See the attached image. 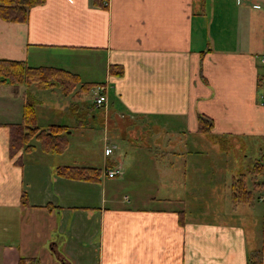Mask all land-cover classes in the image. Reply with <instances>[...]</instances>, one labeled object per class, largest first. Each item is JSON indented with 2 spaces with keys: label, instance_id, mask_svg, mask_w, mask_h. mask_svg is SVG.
Returning a JSON list of instances; mask_svg holds the SVG:
<instances>
[{
  "label": "crops",
  "instance_id": "1",
  "mask_svg": "<svg viewBox=\"0 0 264 264\" xmlns=\"http://www.w3.org/2000/svg\"><path fill=\"white\" fill-rule=\"evenodd\" d=\"M0 59L62 68L104 86L106 97L105 112L81 115L103 128L99 162L87 152L85 164H67L58 157L73 132L65 124L62 153L36 143L9 154L8 124L20 121L24 88L0 83V264H250L255 252L264 264V174L250 173L264 156V0H107L105 8L44 0L25 22L0 19ZM197 114L211 120L212 138L254 141L233 147L243 152L232 157L237 165L226 168L227 146L156 143L162 160L153 154L148 167L155 170L141 191L129 168L136 149L125 147L122 158L104 152L116 148L109 136L121 119H143L148 132L163 137L176 132L170 121H183V132L201 135ZM70 165L99 168V180L56 174ZM109 169L118 172L106 177ZM237 174L245 175L247 203L230 198ZM192 200L219 205H199L190 217ZM211 211L226 219L208 218Z\"/></svg>",
  "mask_w": 264,
  "mask_h": 264
},
{
  "label": "rangeland",
  "instance_id": "2",
  "mask_svg": "<svg viewBox=\"0 0 264 264\" xmlns=\"http://www.w3.org/2000/svg\"><path fill=\"white\" fill-rule=\"evenodd\" d=\"M85 75V73H83ZM86 76V75H85ZM86 80V79H85ZM18 86V85H17ZM22 86V85H19ZM24 88V86H22ZM28 90L32 96L36 99L35 104V115H36V123L39 126H45L50 123H59L68 125L72 128V134L68 136V151L65 152L63 156H58L60 160H63L67 164H85V154L89 155L90 162H95L100 160L101 151H102V137H103V128L98 123V120L95 119H81L82 114H94L95 116L103 113L106 111V97L105 102L101 106L94 105L93 98L97 93L96 86H91L87 90L84 91H76L74 94L73 92L68 95H63L61 91L57 87L49 88V89H39L34 86H28ZM109 102L111 101V95L108 93ZM79 122H84L85 126L83 128H78V131H74L77 127ZM120 128L113 131V136H108L114 141L116 146L113 149V146H104V150L109 148L111 149V153L109 157H112L114 153L121 155V158L125 155H128L125 147H131L132 149H136L133 152V162H130L129 168L131 172L136 174L138 178L137 182L140 184L139 189L142 191H147L145 182H151V180L147 179L146 177L153 176V172L155 169L148 167L150 166L149 160H154L153 154L156 156L158 160H162L161 154H156L154 152V145L156 143L161 144H169L170 146H174L172 148H176L181 144H186L188 146L195 145H215L219 149H228L226 155L228 158V163L226 168H230L232 166L237 165L235 163L238 155H241L243 152L240 150H236L233 147L238 145L240 149H244L250 143L252 144L254 141L249 142V140L243 138H237L233 140L226 141V137L223 138H212L208 134H201V135H194V134H187L185 131V126L183 121H170L169 127L172 130H176L175 134L169 136H159L156 135L155 132H148L144 127L145 120H138L134 119L132 121H127L126 119H121L120 121ZM87 131V135L89 138L88 143L85 146V133ZM33 144L36 145L37 142L35 140L32 141ZM176 146V147H175ZM149 148V149H147ZM150 150V151H149ZM105 152V151H104ZM106 153V152H105ZM159 155V157H158ZM193 155V154H192ZM224 155V154H222ZM91 156V159H90ZM190 156V155H189ZM212 153L208 152L207 157H212ZM152 157V158H151ZM234 157V159H232ZM136 160H135V159ZM155 158V159H156ZM222 162L223 158L219 155L218 157ZM171 160H177L178 158L170 156ZM189 160H193V157H188ZM232 159V160H231ZM207 160V159H206ZM239 160L242 161L241 158ZM216 161V158H214ZM247 162H241L239 164L241 169V173L246 175V165ZM94 164V163H92ZM142 165V167H141ZM249 165V164H248ZM147 166V168H145ZM153 170V172H151ZM151 172V173H150ZM147 174V175H146ZM174 175H170L169 179H172ZM152 178V177H151ZM144 182V183H143ZM145 184V185H144ZM176 187V185H175ZM137 191V189H135ZM257 193H253V197H256ZM189 201H187L188 203ZM255 209L258 207V203L254 200ZM191 207H189V216L193 214V210L197 207L199 209V205L208 206L210 208V204L214 203V206L211 208L216 207L219 205L218 201H190ZM189 204V203H188ZM260 206V205H259ZM257 211V210H256ZM212 215L208 218H225L226 216H214L213 211H211ZM256 216V215H255Z\"/></svg>",
  "mask_w": 264,
  "mask_h": 264
},
{
  "label": "trees",
  "instance_id": "3",
  "mask_svg": "<svg viewBox=\"0 0 264 264\" xmlns=\"http://www.w3.org/2000/svg\"><path fill=\"white\" fill-rule=\"evenodd\" d=\"M44 0H0V19L8 22H25L28 9L31 6L40 5ZM95 7L105 8L107 0H91ZM109 73L120 74L119 67L110 66ZM0 83L10 85H22V107L20 121L8 124V150L12 156L17 151L29 152L34 146L32 141L37 142L42 152L50 154H60L67 147V127L61 124H49L39 126L36 123L34 107L36 99L28 90V86L39 89H49L57 87L63 95H68L74 91L87 90L91 83L81 82L78 75L66 71L62 68L52 66H29L23 61L0 59ZM76 91L73 92V94ZM197 132L208 134L211 129V120L203 115L197 114ZM57 175L82 181L99 180L101 170L91 166H58L55 169ZM250 173L254 176L264 174V156L261 154L255 159ZM254 185L259 184V180L254 181ZM230 198L235 203H247L250 200V191L245 185V175L237 174L232 177L230 184ZM24 195L21 196L24 203ZM179 223H182V212H177ZM250 264H260L259 252L250 256ZM18 264H23L19 260Z\"/></svg>",
  "mask_w": 264,
  "mask_h": 264
},
{
  "label": "built area",
  "instance_id": "4",
  "mask_svg": "<svg viewBox=\"0 0 264 264\" xmlns=\"http://www.w3.org/2000/svg\"><path fill=\"white\" fill-rule=\"evenodd\" d=\"M97 93L93 98L94 105L101 106L105 102V88L102 85H96ZM106 154L111 152V149H105ZM117 169H109L105 170L106 177H113L117 174ZM263 225H264V215H263Z\"/></svg>",
  "mask_w": 264,
  "mask_h": 264
}]
</instances>
